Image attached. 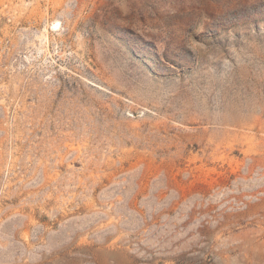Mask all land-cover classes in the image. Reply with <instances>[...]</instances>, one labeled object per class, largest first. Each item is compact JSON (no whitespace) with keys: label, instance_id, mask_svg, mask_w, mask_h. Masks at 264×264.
<instances>
[{"label":"rangeland","instance_id":"obj_1","mask_svg":"<svg viewBox=\"0 0 264 264\" xmlns=\"http://www.w3.org/2000/svg\"><path fill=\"white\" fill-rule=\"evenodd\" d=\"M30 217L47 264H264V0H0V261Z\"/></svg>","mask_w":264,"mask_h":264},{"label":"bare ground","instance_id":"obj_2","mask_svg":"<svg viewBox=\"0 0 264 264\" xmlns=\"http://www.w3.org/2000/svg\"><path fill=\"white\" fill-rule=\"evenodd\" d=\"M51 25H52V29L57 30L59 26V22L54 21L52 22ZM34 222L37 223L34 217H30L29 220H25L23 222V226L14 232V237L21 242V247L24 250V252L35 254V257H32L31 261H29L28 257L25 256V257H22L20 260H17V258H14L15 260H12V261H0V264H47L45 261V258L48 257L47 253H45V251H39L40 255L44 257L43 259H39V257L36 256V252H35L36 246L38 244H41V243L44 244L45 231L40 233L36 239H31V236L28 233V228ZM42 224L45 227H48L51 225V223L49 222H43ZM75 239H76V236L73 233L70 234V241L67 245V249H68V254L71 258H72V253L75 249ZM0 244L4 245L5 243L0 241ZM53 255L54 253H50L49 255L52 257V260L50 261L51 263H54L53 261L55 260V257ZM246 264H250V263H246Z\"/></svg>","mask_w":264,"mask_h":264}]
</instances>
